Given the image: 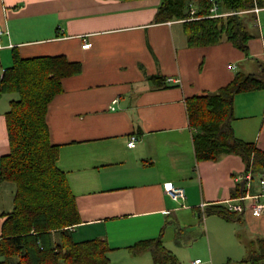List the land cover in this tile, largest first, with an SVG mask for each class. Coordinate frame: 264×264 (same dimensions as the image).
Wrapping results in <instances>:
<instances>
[{
  "label": "crops",
  "instance_id": "1",
  "mask_svg": "<svg viewBox=\"0 0 264 264\" xmlns=\"http://www.w3.org/2000/svg\"><path fill=\"white\" fill-rule=\"evenodd\" d=\"M260 2L258 13L244 17L253 34L246 55L226 41L189 47L182 21L156 23L160 0H0V81L14 52L23 59L63 56L81 64L78 75L62 81L47 113L58 167L79 210L75 241H105L111 264H155L150 248H133L161 241L177 258L167 247L172 236L177 249L199 247L188 264H240L264 239V209L255 213L254 198L264 205V171L247 175L245 162L233 154L198 161L186 102L218 93L239 72H264ZM87 42L91 46L83 49ZM5 95L0 169L10 153L6 114L14 100ZM233 113L236 136L264 151V90L237 95ZM133 135L138 141L129 148ZM166 183L183 188L186 200L167 196ZM14 191L0 181V236L14 209ZM243 196L250 198L245 212L236 214L240 219H203V204L226 208Z\"/></svg>",
  "mask_w": 264,
  "mask_h": 264
},
{
  "label": "trees",
  "instance_id": "2",
  "mask_svg": "<svg viewBox=\"0 0 264 264\" xmlns=\"http://www.w3.org/2000/svg\"><path fill=\"white\" fill-rule=\"evenodd\" d=\"M160 1L156 23L182 21L189 47L226 41L248 55L253 34L244 17L255 5L262 6L260 0ZM214 7L219 14H232L213 17ZM12 59L0 81V94L18 96L6 114L10 153L2 158L0 181L13 185L14 209L5 215L0 264H111L105 241L73 238L72 228L80 224L79 210L67 176L58 167L59 147L52 144L47 124L49 105L63 91L62 81L78 75L81 64L63 56L23 59L17 52ZM262 90L264 72H239L218 93L186 100L198 161L215 162L233 154L243 159L247 175L264 171V151L237 137L231 125L235 97ZM212 214L240 219L221 205L207 207L206 215ZM136 248H150L155 264H178L161 241H145ZM240 264H264V239L257 240Z\"/></svg>",
  "mask_w": 264,
  "mask_h": 264
},
{
  "label": "built area",
  "instance_id": "3",
  "mask_svg": "<svg viewBox=\"0 0 264 264\" xmlns=\"http://www.w3.org/2000/svg\"><path fill=\"white\" fill-rule=\"evenodd\" d=\"M259 11H260V9H258L257 5H255V7L250 12L258 13ZM212 13L214 14L213 17L232 14V12L231 13H226V14H219V12H218L216 7H214L212 9ZM191 14H194V10L192 11ZM1 35H2V31L0 29V37H1ZM90 46H91V44L89 42H87V43H85L83 45V49H88ZM232 68L235 69L236 67L232 66ZM168 82L179 84L180 80L171 78V79H168ZM116 102L117 101H114V104ZM137 141H138V139H137V137L135 135L131 136L130 140L128 142V147L129 148H135ZM262 183H264V178L262 180ZM164 190H165L166 195L169 196L175 202L182 203L187 198L185 190L183 188L176 187L172 183H166L164 185ZM249 198H250L249 196H243L236 203H234L232 201H228L226 203V208L230 212H233V213H236V214H242L246 210L245 202L247 200H249ZM254 198H255V201H256L255 213L260 214L263 211V209H264V205L262 203H260L259 196L254 197ZM201 211H202V217H203V219H205V217H206V205L203 204L201 206ZM200 263H201V261L197 260L193 264H200Z\"/></svg>",
  "mask_w": 264,
  "mask_h": 264
},
{
  "label": "rangeland",
  "instance_id": "4",
  "mask_svg": "<svg viewBox=\"0 0 264 264\" xmlns=\"http://www.w3.org/2000/svg\"><path fill=\"white\" fill-rule=\"evenodd\" d=\"M4 97H5V99H17L18 96H17V94H7ZM188 222H191V221H188ZM202 228L205 229V223H204V225H202ZM170 235H171V232H170ZM184 237H186V236H184ZM167 247H168V249L170 251L171 250L172 251L173 250L176 251V253L178 254L177 255L178 256L177 258L179 259V261H180L181 264H188L189 263V260L192 259L194 256H196L197 252L199 251V247H196V249L193 250V251H190V250L186 249V247L181 248V250L180 249H177V247L175 245V239H173L172 236H171V240L170 241H167Z\"/></svg>",
  "mask_w": 264,
  "mask_h": 264
},
{
  "label": "water",
  "instance_id": "5",
  "mask_svg": "<svg viewBox=\"0 0 264 264\" xmlns=\"http://www.w3.org/2000/svg\"><path fill=\"white\" fill-rule=\"evenodd\" d=\"M246 182H247V179H245V180L242 182V187L245 186Z\"/></svg>",
  "mask_w": 264,
  "mask_h": 264
}]
</instances>
